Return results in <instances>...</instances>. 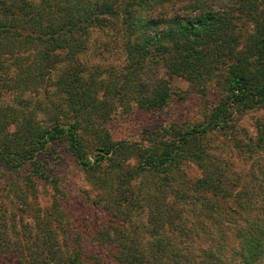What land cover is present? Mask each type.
Masks as SVG:
<instances>
[{"label":"trees","instance_id":"obj_1","mask_svg":"<svg viewBox=\"0 0 264 264\" xmlns=\"http://www.w3.org/2000/svg\"><path fill=\"white\" fill-rule=\"evenodd\" d=\"M104 27L122 38L117 74L80 59L92 29ZM175 79L201 97L198 120L161 124L147 145L113 139L112 110H162L184 96ZM7 91L14 104L0 105V167L29 168L20 185L0 179V259L89 264L40 157L63 141L109 214L95 232L106 260L91 264H264V0H0V97ZM39 91L44 100H31ZM248 114L251 131L241 123ZM217 134L250 168L211 151ZM185 161L202 171L188 191L172 178ZM142 174L151 175L145 194L133 189ZM39 183L52 190L44 209L34 201ZM166 188L174 200L162 219ZM136 207L147 208L148 224L131 222ZM192 239L203 244L189 249Z\"/></svg>","mask_w":264,"mask_h":264},{"label":"rangeland","instance_id":"obj_2","mask_svg":"<svg viewBox=\"0 0 264 264\" xmlns=\"http://www.w3.org/2000/svg\"><path fill=\"white\" fill-rule=\"evenodd\" d=\"M124 52L122 46V38L118 29L115 28H95L90 32L89 38L87 40L86 49L80 54V59L83 64L90 69H97L103 75L105 74H117L122 70L124 65ZM161 73V72H160ZM181 89H183L184 96L182 98L176 97L171 105L166 106L162 110L158 111H147L142 110L137 107H131L130 109H125V107L119 105L117 109L112 110L110 113V118L107 122V127L111 131L112 137L115 140H132L143 145L149 143V139L156 135V131L159 129L161 124L166 123H185L198 120L200 118V108H201V97L194 91L189 90V85L186 81L182 79H175ZM208 96L214 99L219 96L217 88L213 85L209 86ZM35 101H43L42 92L34 94ZM43 99V100H42ZM52 99L59 102L57 95H52ZM5 103H13V96L11 97L8 91L0 97V105ZM34 104V103H32ZM36 104V103H35ZM256 114V113H254ZM38 116L45 118L41 112H38ZM250 131L253 127L252 114L244 116L241 120ZM209 146L212 147L211 151L215 153L218 157L222 158L226 164L233 168L244 170L245 168H250V163L243 162L235 153L230 150L227 142L223 140L222 135L213 137L210 141ZM91 156H93L91 154ZM41 160L43 162L44 169L52 177L57 178V185L62 191L59 196L62 207L66 211L70 222L72 224V241H79L83 244L88 257V263L97 260L99 257H104L107 253V248L101 245V240L97 238L95 232L100 230L104 225H107L109 214L105 209V205L100 200H97V188L89 179V174L82 169L66 144L63 141H56L51 146H49L42 154ZM133 161L131 160V163ZM29 167L25 166L18 169H11L8 167H0V179L1 183L4 185L5 181H14L17 185H20L23 177L25 176ZM202 171L198 166L192 161L180 162L179 171L174 170L175 181L169 179V185L173 183L176 187L188 191L190 182L199 178ZM145 176H138L133 180V186L136 191H141L145 194L147 189H141L143 183H149L150 174H144ZM40 185V186H39ZM18 189V188H17ZM38 195L34 199L36 201L35 205L39 206L40 209H44L48 206L50 202V195L52 190L49 184H38ZM138 191V192H139ZM163 203L159 204V210L164 211L162 213V219L167 214V205L173 202V198L170 191L166 188L164 193ZM213 199V197H211ZM161 198L159 197V200ZM211 203V202H210ZM178 204V203H177ZM180 205V216L189 217L190 209L186 204L179 203ZM137 209V210H136ZM147 208L143 210H138V207L133 210V216L131 222L148 224L146 220ZM24 218L30 217L26 212L23 213ZM19 215V214H17ZM208 219V218H207ZM204 219L203 226L209 225L208 220ZM164 223V224H163ZM160 229H166V234H171V221L163 220L162 224L160 222ZM232 229V226H229ZM196 231L193 234L201 231L199 225L194 228ZM231 232V231H229ZM228 243L226 253L230 255L231 245L234 244V240L231 234L228 235ZM193 238H196L195 236ZM185 241V238L183 239ZM192 241H186L191 243L189 249L195 250L199 243L203 244L200 239H192ZM236 255V254H235ZM0 264H20L17 259L13 256H6L0 259Z\"/></svg>","mask_w":264,"mask_h":264}]
</instances>
